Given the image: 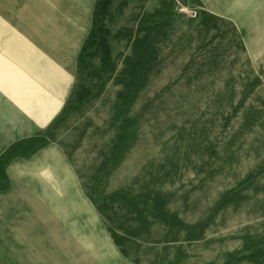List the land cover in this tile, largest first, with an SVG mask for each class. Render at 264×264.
Returning <instances> with one entry per match:
<instances>
[{"label":"rangeland","instance_id":"rangeland-1","mask_svg":"<svg viewBox=\"0 0 264 264\" xmlns=\"http://www.w3.org/2000/svg\"><path fill=\"white\" fill-rule=\"evenodd\" d=\"M0 12L74 81L39 134L0 131V264H264V0Z\"/></svg>","mask_w":264,"mask_h":264},{"label":"crops","instance_id":"crops-1","mask_svg":"<svg viewBox=\"0 0 264 264\" xmlns=\"http://www.w3.org/2000/svg\"><path fill=\"white\" fill-rule=\"evenodd\" d=\"M40 36L0 12V131L9 143L39 134L73 89L71 71Z\"/></svg>","mask_w":264,"mask_h":264}]
</instances>
